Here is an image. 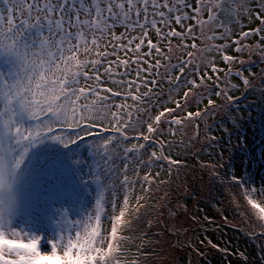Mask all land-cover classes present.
I'll use <instances>...</instances> for the list:
<instances>
[{
    "label": "snow or ice",
    "instance_id": "6c2138e0",
    "mask_svg": "<svg viewBox=\"0 0 264 264\" xmlns=\"http://www.w3.org/2000/svg\"><path fill=\"white\" fill-rule=\"evenodd\" d=\"M221 2L0 0V55L12 63L0 71V264H146L139 257L151 236L127 233L153 207V187L184 166L171 155L175 145H218L208 120L223 110L237 122L228 112L238 88L232 78L258 88L243 66L253 56L264 62V0H236L235 20L259 21L237 37L216 23ZM255 75L264 84V71ZM189 127L194 134L185 141ZM89 137L98 170L110 177L94 210L81 216L70 203L38 200L32 149L45 139L68 147ZM231 184L264 237V198L235 174Z\"/></svg>",
    "mask_w": 264,
    "mask_h": 264
},
{
    "label": "rangeland",
    "instance_id": "374dc122",
    "mask_svg": "<svg viewBox=\"0 0 264 264\" xmlns=\"http://www.w3.org/2000/svg\"><path fill=\"white\" fill-rule=\"evenodd\" d=\"M204 19H207L206 13ZM239 26L258 27L259 21H249L243 15L235 25ZM233 37L237 36L233 34ZM152 38L155 40L154 34ZM255 39H250L249 43ZM231 54L237 55L235 52ZM175 55L181 53L175 51ZM242 59L247 60L248 54L245 53ZM252 59L255 63L243 66L247 69L244 74L255 82L257 91L245 89L242 81L232 78L238 88L230 93L235 104L228 108V112L238 118L237 122H232L221 110L208 120V124L212 125L208 135L217 137L218 145L212 142L213 146L209 147L207 142L196 140H192L191 147L187 149L179 143L175 145L171 155L182 161L184 166L178 174L173 171L170 182L162 187L164 190L169 187L168 192L176 189V193L173 196L168 192L159 193L161 190H156L154 186L152 199L148 201L153 207L142 209L140 220L134 221L132 225L135 231L127 233L138 236L141 232H147L151 236L152 243L143 249L144 254L139 257L146 260V264H264V237L253 235L252 242L240 234L245 231L250 235L254 232L258 234L260 229L252 222L254 217L246 214L249 209L240 195V186L231 184V177L235 174L244 187L256 188L257 194L264 198V98L259 92L264 84L255 75L264 71V62L258 56ZM176 62L173 59V63ZM11 66V59L0 55V71L7 72ZM220 66L226 67L222 62ZM160 99L163 100V97ZM214 99L220 102L218 98ZM191 110H196L195 105ZM185 132L183 139L187 141L193 136L194 130L189 127ZM88 139L68 147L58 141L45 139L32 149L31 162L35 173H40L36 188L40 185L43 193L38 200L47 205L70 203L81 216L94 210L96 200L107 187L110 177L103 169L98 170L101 161L93 147L95 141L92 139L95 138ZM180 139V136L176 137L177 141ZM204 139L202 132L200 141ZM202 163L207 167H201ZM158 170L165 180H169L162 169ZM213 171L217 175H213ZM186 189L189 191L181 193ZM190 190L194 191L192 197L183 202L187 212L181 213L178 195H188ZM169 197L173 198L171 206L166 212L164 207L161 209L159 221L165 220V224H169L173 213L174 218L170 222L173 223V232H168L169 235H176L173 239L160 232L162 227L156 218L160 210L157 206L165 203ZM69 217L80 218L75 211L69 212ZM149 222L153 223L151 229L148 228ZM136 251L133 247L132 252Z\"/></svg>",
    "mask_w": 264,
    "mask_h": 264
},
{
    "label": "trees",
    "instance_id": "16d2710c",
    "mask_svg": "<svg viewBox=\"0 0 264 264\" xmlns=\"http://www.w3.org/2000/svg\"><path fill=\"white\" fill-rule=\"evenodd\" d=\"M40 176V173L39 172H36L35 173V179L37 180V178ZM185 186H187V185H185ZM160 190L161 191H159V193H161L162 191L163 192H168V190H169V187L166 189V190H164L163 189V187L162 186H160ZM186 191H189V190H183L181 193H184V192H186ZM194 191H192V190H190V194H188V195H183V194H179L177 197L179 198V206H181V205H183V202H184V200H186V199H188L190 196L192 197V193H193ZM176 193V189H171L169 192H168V194H170V195H174ZM180 193V192H179ZM42 192H41V188H40V185L38 186V188H36V196H37V198L39 199V197H41L42 196ZM172 197H169L166 201H165V203H163L162 205H160V206H157V207H159L160 208V210H158V212H157V221H158V224H159V226L161 225V227H162V229H161V231L160 232H163L164 234H166V235H168L170 238H174V236H176V235H169V230H170V227L172 228L173 227V223L171 224L170 222H171V220L174 218V215H173V213H172V216H173V218H171V220H169L170 222H169V224L167 223V225L165 224V220H163V221H159V219L161 220V214H162V212H161V209H163V207H164V212H166L167 211V209L169 210V208H170V206H171V201H172ZM182 203V204H181ZM159 217V218H158ZM176 219V218H175ZM175 219H174V222H175ZM161 223V224H160ZM163 227H165V229L163 228ZM179 234L183 237V238H185L184 236H183V234L181 233V232H179ZM242 236H243V238H247V240H252V242H254V236H253V234L252 235H250V233L249 234H247V232L245 231V233L243 232V233H240ZM258 235V234H257ZM181 237V238H182ZM252 238V239H251ZM184 242V241H183ZM165 244H169V242H165ZM242 253V252H241ZM242 254H244V252L242 253ZM158 258H160V254L158 253Z\"/></svg>",
    "mask_w": 264,
    "mask_h": 264
},
{
    "label": "flooded vegetation",
    "instance_id": "af4514ba",
    "mask_svg": "<svg viewBox=\"0 0 264 264\" xmlns=\"http://www.w3.org/2000/svg\"><path fill=\"white\" fill-rule=\"evenodd\" d=\"M224 1V0H222ZM236 2V0H230L228 1L227 3H221V6H223L225 8V12H231V11H234V3ZM252 7H254V5H250ZM224 10V9H223ZM218 12V11H217ZM235 14V13H234ZM244 14H241L236 20H235V17L233 19L232 22L228 23V24H221V22L218 20L216 23L217 24H221L223 25L224 27H230L231 30H232V35L235 34L236 36H238V34L241 32V31H249L251 30L252 28H255L256 26H253V27H250V28H245V27H235V25L238 23L239 19L241 16H243ZM206 17H207V13H206ZM216 31L217 32H222L223 31V28H216ZM251 39H254V37H252Z\"/></svg>",
    "mask_w": 264,
    "mask_h": 264
},
{
    "label": "water",
    "instance_id": "95a60500",
    "mask_svg": "<svg viewBox=\"0 0 264 264\" xmlns=\"http://www.w3.org/2000/svg\"><path fill=\"white\" fill-rule=\"evenodd\" d=\"M230 0H224L221 3H227ZM224 9V10H223ZM235 17L234 11L231 12H225V8L223 6L220 7V9L217 12V20L221 22V24H228L233 21Z\"/></svg>",
    "mask_w": 264,
    "mask_h": 264
}]
</instances>
